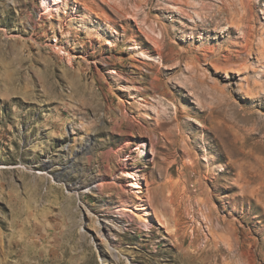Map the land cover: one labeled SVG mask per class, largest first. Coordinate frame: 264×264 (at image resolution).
Wrapping results in <instances>:
<instances>
[{"label": "rangeland", "instance_id": "1", "mask_svg": "<svg viewBox=\"0 0 264 264\" xmlns=\"http://www.w3.org/2000/svg\"><path fill=\"white\" fill-rule=\"evenodd\" d=\"M40 1L0 0V264H264V0ZM129 153L162 224L113 217Z\"/></svg>", "mask_w": 264, "mask_h": 264}, {"label": "bare ground", "instance_id": "2", "mask_svg": "<svg viewBox=\"0 0 264 264\" xmlns=\"http://www.w3.org/2000/svg\"><path fill=\"white\" fill-rule=\"evenodd\" d=\"M64 1H68V0H41L40 2H41L42 16H49L50 17V15L52 16L55 12H59V10L61 9V4L64 3ZM76 3H80V2L78 0H76ZM89 6H91V5H89ZM91 9H94L93 6H91ZM128 144L136 145L137 151L138 150L142 151V148L143 149L147 148L146 141H143V140L128 141L126 143V146ZM91 151H92V147L89 144L85 148H83L82 153L84 155H87ZM134 157L135 156H133L131 153L127 154L125 159H124L125 162L122 165H120L121 166L120 167V171L126 178H129L128 179V181H129L128 186L130 187V189H127L126 191L130 192L131 195H133L135 199H132L133 201L130 202V203H129V201L124 202V203H120L117 206L118 208L115 210V212L113 214V217H114V219L117 220V219L123 218L124 216H128V215H130L129 212L132 210L131 208L134 207V209H135L134 212H133V213H135V215L133 216L134 219H137L138 222L140 224H142L143 226H145L147 228H150V227L153 226V224H152L153 223L152 222L153 219H152L151 216H154L157 219L159 218V221H161L162 218L160 219V217H159V213H160L159 210H158V212H159L158 213L157 210L155 211V207L153 209L152 203L149 202L150 197L149 198H145V199H147V201L149 203H147V201L144 200V198H143L144 195H142V194L144 193V190H143L144 186L142 185L143 184L142 181L146 180V177H145L144 169L141 168L142 166H136L134 164L137 161ZM74 163H76V159H74ZM56 176H57L58 179H63L65 177L64 174H57ZM68 184H69L70 189L75 190V191L78 190L81 187V182L80 181H76L74 183L68 182ZM90 186H91L90 188L93 187V188L98 189V191L102 192V191H105L110 185L106 181L104 182L103 180L102 181L101 180H99V181L97 180V182H94V184H92ZM144 201H146V202L143 203ZM163 216H161V217H163ZM110 221L114 223L115 220H111L110 219ZM110 221H106V220L104 221L103 220L102 223L99 222V228L100 229H103V230L107 229L108 230L107 233H104V232L102 233L100 231V234H102V236H105L107 238H109V237L112 238V236H113V232H112L113 228L112 229L108 228V225H110L109 223H111ZM161 224H162V221H161ZM112 239H113V242L115 243L114 238H112ZM231 248L233 249V247H231Z\"/></svg>", "mask_w": 264, "mask_h": 264}]
</instances>
